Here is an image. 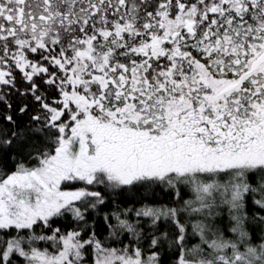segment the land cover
<instances>
[{
  "label": "snow or ice",
  "instance_id": "obj_1",
  "mask_svg": "<svg viewBox=\"0 0 264 264\" xmlns=\"http://www.w3.org/2000/svg\"><path fill=\"white\" fill-rule=\"evenodd\" d=\"M0 264H264V0H0Z\"/></svg>",
  "mask_w": 264,
  "mask_h": 264
}]
</instances>
